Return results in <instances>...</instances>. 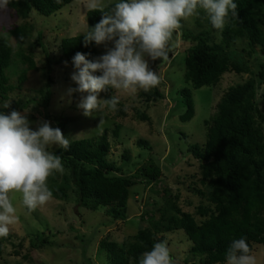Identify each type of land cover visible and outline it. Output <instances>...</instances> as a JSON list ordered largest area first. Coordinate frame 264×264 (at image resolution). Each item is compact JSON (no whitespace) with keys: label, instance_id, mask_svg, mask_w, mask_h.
<instances>
[{"label":"trees","instance_id":"1","mask_svg":"<svg viewBox=\"0 0 264 264\" xmlns=\"http://www.w3.org/2000/svg\"><path fill=\"white\" fill-rule=\"evenodd\" d=\"M73 0H10L8 8L27 19L31 12L49 17L69 5ZM119 2V1H117ZM113 2L105 7L110 11ZM237 4L238 15L226 18L221 30L219 43L212 41L209 33L191 31L181 32L183 43H190L184 59V79L193 88L213 87L226 71L248 73L249 67L242 54L248 56L259 53L263 63L258 64V72L242 84L230 87L216 104L214 114L204 121L205 141L202 145H191L187 152L198 162V183L202 188L189 183L188 189L200 198L192 214L178 206L180 189L171 192L163 190L165 205L147 206L140 214L146 227L138 229L130 239L121 245L102 240L99 251L106 253L107 264H139L142 254L150 251L156 242L164 241V235L181 230L191 243L189 256L191 264H226V250L232 240L246 238L252 252L256 245L264 246V104L257 101V85L264 84V0H233ZM100 11L86 13L87 28L93 27L102 18ZM211 24V23H210ZM30 27L21 25L9 33L22 41L30 33ZM181 29V28H180ZM23 39H20V37ZM175 36V33H174ZM173 36V38H174ZM246 41L245 49L240 53L229 50L237 41ZM98 45L95 42L84 44V33L74 37L62 38L59 43L60 61H70L77 52L86 54L89 60H95ZM246 52V53H245ZM22 62L27 68L22 70L16 85L9 84L5 70L11 65L13 52L7 41H0V100L5 101L14 90H19L26 80V73L35 70L33 60L22 55ZM47 60V70L51 71V59ZM51 78L48 76L45 88L38 90L40 99L16 100L9 108L0 107V112L10 114L15 109L24 111L29 105L46 109L52 92ZM185 111L179 117L187 122L194 116V103L190 91H180ZM112 97V89L105 90V99ZM139 97L145 102L162 99L158 90L143 91ZM264 98V96H263ZM119 106L120 103L118 104ZM124 115V111H118ZM147 121L145 116H141ZM119 125L113 129H104L96 138L80 139L70 142L67 150L60 147L52 153L61 157L64 167L49 177L56 200H67L69 192L76 195V202L86 209L96 210L105 207L112 220H126V205L130 189L137 183H158L163 177L162 168L151 158L128 178L116 175L121 168L108 162L110 143L109 133L118 137ZM139 147L150 150L147 141L139 140ZM127 160L128 156L123 155ZM55 175V176H54ZM9 236V235H8ZM7 236V237H8ZM45 240H42L44 243ZM2 241H0V255ZM190 264L188 259L184 262Z\"/></svg>","mask_w":264,"mask_h":264},{"label":"rangeland","instance_id":"2","mask_svg":"<svg viewBox=\"0 0 264 264\" xmlns=\"http://www.w3.org/2000/svg\"><path fill=\"white\" fill-rule=\"evenodd\" d=\"M119 0H104L108 5ZM87 9L83 7V0H73L69 5L55 14L44 17L31 12L27 19L20 18L14 10L7 7L0 10V41H7L13 52L11 65L5 70L9 84L16 85L18 75L27 68L22 62V55L29 56L36 69L26 73V80L19 90H14L5 101L0 100V107L5 103L28 99H40L38 90H43L47 77L51 78L52 96L46 109L29 105L22 114L30 121V128L36 130L39 123L48 121L53 128H59L69 141L98 137L104 129L120 126L118 137L109 133L110 149L107 160L121 172L116 175L131 178L142 164L151 158L162 168L163 177L158 183H137L130 189L126 205V220H112L106 213L105 207L96 210L81 207L76 202V195L69 192L67 200L52 198L48 203L39 206L34 211L28 210L22 203V195L17 192L10 194L16 208L18 223L9 226V236L0 237L2 253L0 264H107L106 253L99 251L102 240L116 242L121 245L125 239L133 237L138 229L146 227V222L140 219L141 212L151 204L154 207L165 205L163 190L175 192L180 189L181 197L178 206L181 210L195 213L200 198L188 189L190 182L195 187L202 188L198 181V162L194 160L187 149L194 144L202 145L205 141L204 121L215 112L216 104L225 92L233 86L244 83L258 72V64L263 63L260 48L256 53L245 57L249 67L248 73L226 71L213 87L199 89L184 79V59L190 43H183L181 32H208L212 41L219 43L221 30L215 29L207 15L198 9V15L183 20L182 27L170 43L167 61L150 58L149 66L156 71L161 83L150 89L158 90L162 99L156 102H145L139 97L143 89L135 92L112 89V96L119 98L121 106L110 111L95 112L91 117H85L83 110L78 108L82 97L87 93L74 92L68 94L69 88H77L71 80L75 71L72 60L60 61L59 43L62 38L74 37L86 32ZM29 26L30 33L22 41H18L9 32L21 25ZM113 42L98 45L96 57L105 54ZM242 49L248 52L246 41H237L229 50L240 53ZM245 52V53H246ZM51 59V71L47 69L46 58ZM93 75H101L100 72ZM257 101L261 107L264 104V84L257 85ZM187 89L194 103V116L187 122L180 121L185 108L180 91ZM99 99H105V91L99 93ZM124 111V115L118 112ZM145 116L143 120L141 116ZM139 140L147 141L150 150L139 147ZM59 146L49 147L53 152ZM123 155L128 159L124 160ZM55 179L59 181V175ZM52 176V175H51ZM48 187L51 182L48 178ZM42 240H45L42 243ZM164 241L170 250L174 264H185L188 259L191 264L194 259L189 256L191 243L183 231L178 230L164 235ZM257 258V264H264V246L256 245L252 252ZM227 264V263H226Z\"/></svg>","mask_w":264,"mask_h":264},{"label":"clouds","instance_id":"3","mask_svg":"<svg viewBox=\"0 0 264 264\" xmlns=\"http://www.w3.org/2000/svg\"><path fill=\"white\" fill-rule=\"evenodd\" d=\"M9 3L10 0H0V10H6ZM83 7L90 12L104 13L99 22L84 33L85 46L91 42L96 45L114 43V47L95 60H89L81 52L72 58L75 71L71 80L78 87L69 88L68 94L87 93L78 104L85 117L97 111L102 113L105 108L117 110L118 97L98 98L99 93L109 87L131 92L157 87L161 79L150 68L146 57L152 61H167L174 33L182 27L183 20L198 15V9L217 30H223L229 14L238 15L233 0H119L110 11H105L104 0H83ZM96 72L101 75H93ZM3 107L9 108L10 103ZM29 125L27 116L20 111L0 112V237H7L9 226L19 221L10 194L20 193L23 205L34 211L53 198L48 178L64 171L61 157L48 149L56 145L67 150L69 139L48 121L40 122L36 130ZM225 255L227 264H257L256 256L243 237L232 240ZM139 264H174L167 241L156 242L150 251L142 254Z\"/></svg>","mask_w":264,"mask_h":264}]
</instances>
